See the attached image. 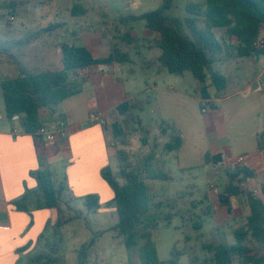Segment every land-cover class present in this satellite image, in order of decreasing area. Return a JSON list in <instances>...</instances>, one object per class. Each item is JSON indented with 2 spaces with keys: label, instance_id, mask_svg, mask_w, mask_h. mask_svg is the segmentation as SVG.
Here are the masks:
<instances>
[{
  "label": "rangeland",
  "instance_id": "374dc122",
  "mask_svg": "<svg viewBox=\"0 0 264 264\" xmlns=\"http://www.w3.org/2000/svg\"><path fill=\"white\" fill-rule=\"evenodd\" d=\"M165 1L0 0V40L8 48L7 53L0 54V77L16 78L18 76L13 60L20 62L26 70L31 72L62 68L60 45L62 43L79 45L78 42L72 40L73 37L70 35L73 29L78 34L83 31L92 34H111L113 37L117 36L114 39L117 47L131 55L133 63L124 64L123 71L119 74L126 81L133 102L138 101L144 106L143 110L139 108L131 110L134 123L130 119V115L123 116L120 122L124 131L130 136V145L125 149L129 156V162L133 166L138 165L150 153L154 142H157L158 139L163 143L173 139L171 133L170 135L161 134V124L164 121L157 113L153 112L154 103L160 95L157 87L166 90L170 86L175 87L176 93L168 100L167 109L188 114L191 118L195 114L199 119L195 120L193 124L194 136L196 140L203 141L205 139L203 122L206 115H202L196 103L183 94L185 91L192 97L196 96L194 92L196 79L190 72L184 75L171 74L160 63L146 72L143 66L145 58L154 59L161 54V49L156 46L155 33L146 27L144 21L125 20L130 15L139 16L156 10ZM204 1L173 0V7L169 14L185 18L188 16L186 8L189 3H203ZM75 8H78L80 16L73 13ZM12 17L15 18V21H11ZM122 20L124 24L121 23ZM57 24L61 26H56L54 31L45 34L38 41L31 44L25 43L26 38L36 32ZM126 30L130 33L134 32L140 41H131L120 35V32ZM215 33L220 37L222 31L216 30ZM151 45L152 49H149L148 47ZM260 58L262 59L261 64L252 68L250 76L238 73L233 68L229 70L230 72L223 71L230 79L236 77L240 88H244L248 82H252L255 76L262 72L264 55ZM132 69L133 73L130 72ZM239 78H242V81ZM263 84L264 73L261 76L258 89H264ZM207 85L212 97L219 99L211 80L207 81ZM208 112H211L210 109ZM0 114L5 116V103L1 89ZM223 115L226 117L227 113L224 112ZM39 116L42 123L51 120L46 107L40 109ZM138 121L150 132L149 140L151 142L147 147H144L140 140L144 134L136 133L133 130L134 127H138L136 123ZM167 123L173 122L168 121ZM6 124V118L0 119V128ZM227 126L231 129L232 137L230 162L236 163L240 156H245L242 164L245 163L247 166L253 167L247 158L253 156L256 151L254 131L264 130V119L251 116L235 123L230 120ZM207 139H209V135H207ZM224 140V138H220L219 142L226 145ZM156 149L158 154L155 168L173 177L171 181L147 180L152 193L156 196V201L163 202L159 224L150 231L156 244L158 257L160 261L166 262L176 257L174 254L180 252L182 255L179 257L181 259L179 264H209L214 253L208 248L219 244H235L234 231L247 222L244 217L238 218L237 221H228L225 218L227 207L220 202L226 182L225 166L203 165L182 171L179 169L176 152L163 151L161 143H158ZM261 169L264 170V162L261 164ZM261 182V178L258 181H251L250 187L255 188ZM239 198L247 201L244 197ZM108 204L109 202L101 204V209L97 212H88L81 203L71 210L64 208L65 213L63 210L62 218L76 220L69 221L60 228L49 227L44 233V236H51V244L54 245V248L62 250V253L48 255L53 259L52 264L54 261H56L55 264H80L81 248L87 246L94 239H96L95 245L90 249H85L88 256L87 264H143L139 257V248L128 249L122 239L114 238L111 229L118 223V216L115 209L109 207ZM231 213L234 214L233 208ZM168 216L172 218L171 222L168 220ZM184 253L186 254L183 255ZM235 264H239V260H236Z\"/></svg>",
  "mask_w": 264,
  "mask_h": 264
},
{
  "label": "trees",
  "instance_id": "16d2710c",
  "mask_svg": "<svg viewBox=\"0 0 264 264\" xmlns=\"http://www.w3.org/2000/svg\"><path fill=\"white\" fill-rule=\"evenodd\" d=\"M172 7L173 0H166L156 10L139 16L130 15L125 20L144 21L146 27L155 33L156 46L161 49L159 63L171 74L183 75L190 72L202 84V99L209 100L211 108H214L207 81L211 80L219 97L225 95L228 85V79L221 73L218 65L232 58H256L264 55V48L256 46L264 28V0H205L203 3H189L186 8L188 16L185 18L169 14ZM73 13L80 16L78 8ZM121 23L124 24V21ZM56 26L61 25L36 32L26 38L25 43L38 41L45 34L54 31ZM216 30L223 34L218 37ZM5 46L0 40V54L7 53L8 48ZM60 53V69L31 72L20 62L13 60L18 76L0 77L6 119L14 122L22 134L32 135L36 142H39L36 130L44 127L39 118L40 109L46 107L51 114H55L62 101L82 92L83 80L76 77L78 71L93 66L112 67L115 64L132 62L130 53L119 47H114L106 57H95L84 46L62 43ZM135 108L143 110L144 106L128 98L117 107V111L122 116L130 115L134 123L131 110ZM136 123L138 127L133 130L136 133L142 132L144 136L140 140L144 147L149 146V130L139 121ZM109 131V144L117 149L118 171L115 172L108 165L101 174L114 193L108 204L115 209L118 216V223L111 229L114 238L122 239L128 249L139 248V257L143 264H177L182 253L174 254L177 258L160 261L150 233L159 224L163 202L156 201L147 180H173L170 174L155 168L157 145L154 144L150 153L138 165L133 166L125 150L130 145L129 134L119 122L112 123ZM169 131L173 139L163 146V150L168 153L177 152L183 145L182 134L162 122L161 134L166 135ZM257 151H264V131L257 136ZM222 161L220 155L205 156L207 164L219 165ZM31 176L37 181V190L27 189L22 197L13 202L18 211L31 213L55 208L59 212V219L55 224L57 228L76 220L62 218V205L67 204L64 199L66 187L56 183L53 171L42 160L40 168L31 172ZM254 178V170L242 163L227 170L226 182L220 196L221 204L231 214V199L246 197L250 214L246 224L234 231L235 244H219L208 248L214 253L209 264H235L236 260H239V264H264V186L261 196H256L249 186V181ZM83 203L88 212L101 209L100 197L96 194L85 196ZM68 209L71 210L69 206ZM171 219L168 216V220ZM95 242L96 239L81 248L80 264H87L85 249L93 247ZM41 261L52 262L44 254L33 260L37 263Z\"/></svg>",
  "mask_w": 264,
  "mask_h": 264
},
{
  "label": "crops",
  "instance_id": "0c3cea01",
  "mask_svg": "<svg viewBox=\"0 0 264 264\" xmlns=\"http://www.w3.org/2000/svg\"><path fill=\"white\" fill-rule=\"evenodd\" d=\"M120 33L131 41H140L134 32L130 33L126 30ZM70 35L74 42L89 49L95 57H106L114 47H117L114 40L117 36L113 37L111 34H92L86 31L78 34L73 29ZM260 38L264 40V29H262ZM231 43L235 44L234 41ZM68 44L73 45V43ZM148 48L152 49V45ZM260 57L232 58L230 61L218 65L221 73L228 79V85L225 95L219 99L213 98L210 94L214 107L210 109L211 112L202 113L201 111L202 84L198 80H195L194 85L195 97L183 91L185 96L196 103L200 113L206 115L203 122L205 131L203 141L196 140L194 136L193 124L195 120L199 119L195 114L191 118L188 114L167 109L168 100L176 93L175 87L170 86L167 90L157 87L160 95L154 103L153 112L157 113L161 120L166 121L165 123L173 122L167 123V125L179 130L183 137V145L176 152L180 170H190L203 165H224L227 173V170L232 167L233 163L230 162L232 137L231 129L227 124L230 120L235 123L251 116L264 119V89H258L264 68L244 88H240L236 77L228 78L223 70L230 72L229 70L233 68L238 73L250 76L252 68L261 64ZM158 63L157 55L154 59L145 58L143 66L148 72V69ZM123 65L88 68V73L82 82V92L62 101L56 108L55 114H51L48 110L51 118L49 122L42 123L40 120L44 126L55 124L60 119L66 120L69 124L67 136L59 138L53 143H43L36 142L32 135L22 134L18 126L7 119V124L0 128V264H52V262L47 263L46 261L37 263L33 260L43 254L48 256L62 253V250L54 248V245L51 244V236H44L47 228H53L57 223L58 210L55 208L40 209L26 213L18 211L13 204L16 199L25 194L27 189L37 190L38 184L31 176V172L40 168V160L53 171L56 183L66 187L64 199L70 208H75L78 203L84 205L83 198L92 194L100 197V204L113 199V190L104 180L101 172L108 165L117 172V149L109 144V128L112 123H120L123 119V116L117 111V107L128 98L133 99L126 81L119 74L123 71ZM130 72L133 73V69ZM239 80L242 81V78ZM156 86L158 85L156 84ZM92 112L99 114L98 120L94 123L89 120V115ZM224 112L227 113L226 117L223 115ZM5 118L0 114L1 120ZM262 131L264 130L254 131L256 145L257 136ZM170 133L171 131L166 135H170ZM207 135H209V139H207ZM220 138L225 139L226 145L219 142ZM158 140L154 142L155 145L161 143L164 146L166 144ZM157 154L158 150H156V156ZM207 154L222 156V163L219 165L207 164L205 162ZM263 156L264 151H257L256 147L253 156L247 158L253 167L244 163L255 172V178L249 181V186L251 181L262 179L259 186L250 187L256 196H261V189L264 186V170L261 169V164L264 162ZM240 157L245 159V156ZM247 201L239 197L232 198L231 207L234 209V214H229L226 211L225 218L228 221H237L242 217L247 219L250 214ZM67 204L62 205V210L68 209ZM49 259L53 260L50 257ZM180 261L181 259L177 264ZM55 263L56 261L53 262V264Z\"/></svg>",
  "mask_w": 264,
  "mask_h": 264
},
{
  "label": "built area",
  "instance_id": "2783aa9c",
  "mask_svg": "<svg viewBox=\"0 0 264 264\" xmlns=\"http://www.w3.org/2000/svg\"><path fill=\"white\" fill-rule=\"evenodd\" d=\"M11 21H15V18L12 17ZM256 46L258 48H264V40L260 38L256 42ZM87 73H88V68L82 69V70L77 72L76 77L83 80V79H85ZM209 109H211L210 101L206 100V99H202L201 100V111H202V113L208 112ZM98 118H99V114H97L95 112H92L89 115V120L91 123L96 122L98 120ZM68 126H69L68 122L66 120L61 119L53 125H46L44 127L37 129L36 130V136H37L39 142L53 143L57 139L67 136ZM243 162H244V157H239L237 159V162L233 163L232 166H234L235 164H241Z\"/></svg>",
  "mask_w": 264,
  "mask_h": 264
},
{
  "label": "water",
  "instance_id": "95a60500",
  "mask_svg": "<svg viewBox=\"0 0 264 264\" xmlns=\"http://www.w3.org/2000/svg\"><path fill=\"white\" fill-rule=\"evenodd\" d=\"M15 118H18V117H15Z\"/></svg>",
  "mask_w": 264,
  "mask_h": 264
}]
</instances>
